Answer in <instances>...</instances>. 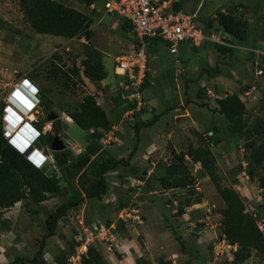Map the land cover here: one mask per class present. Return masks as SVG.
I'll return each mask as SVG.
<instances>
[{"label": "rangeland", "instance_id": "374dc122", "mask_svg": "<svg viewBox=\"0 0 264 264\" xmlns=\"http://www.w3.org/2000/svg\"><path fill=\"white\" fill-rule=\"evenodd\" d=\"M58 1L94 16L91 41L82 37L67 39L38 34L21 11L20 0H0V129L4 131L7 125L9 97L21 80L28 77L41 92L47 94L53 107L49 114H56L61 120V131L55 135L50 149H42L52 153L55 152L52 147L59 144L62 146L59 151H69L75 157L80 153L89 154L86 147L89 138L92 139V131H84L76 124L68 123L66 118L80 109L84 97L93 95L108 115L113 116L111 129L95 144L100 153L97 158L112 155L129 160L138 173L134 174L130 167L122 165L107 173L108 192L99 201L84 199L60 221L56 235L47 240L45 255L39 259V264H57L58 259L65 263L66 257L67 264H81L78 259V255L81 257L79 240L84 243L90 228L107 225L109 221L116 229L112 233L113 238L108 236L113 241L99 237L89 243V247L94 246L108 264H135L139 257L154 264H158L160 259L175 261V264L231 262L239 247L216 249L223 232L220 210L225 208V204L202 167L199 168L192 159H184L189 183L184 188L169 190L161 185L160 179L165 175L166 167L175 161L176 155H186L207 143L216 158L221 184L240 194L252 222L264 218V190L258 183L264 167L255 171L253 179L250 177L245 141L231 135L229 122L215 111L218 98L237 92L247 106L250 122L257 119L264 121V0H180L182 10L195 15L200 23L218 25V16L230 12L246 21V43L237 55L228 58H222L212 44L207 45L205 50H194L191 44V47L186 44L176 58L180 63H171L173 77L168 74L165 79L158 70L161 58L151 48L147 69L150 88L142 90L145 103L142 110L146 108V112L134 119L148 122L161 109L166 113L154 126L143 128L139 136L134 132V119L126 118L130 111L123 112L126 103L116 108L121 113L119 122L115 119L117 115L112 113L116 99L123 101L124 96L131 95L136 88L132 86L125 91L124 87L130 84L129 76L116 73L118 58L128 55L134 46L133 33L124 32L121 20L105 13L103 0L92 9L79 4L78 0ZM214 33L222 34V29ZM89 49L99 52L108 73L102 81V90L97 89L83 74L82 61ZM171 57L166 50L162 60L166 63ZM203 57H209L211 61ZM218 64L221 65L219 73L222 70L229 76L223 85L224 90L217 89L216 86L221 84L215 85L210 81L211 73L216 68L219 70ZM74 68L80 69L82 77V81L78 82L75 78L76 86L67 81V76H73L71 72ZM259 70L261 74H258ZM204 103L208 107L203 106ZM170 106L174 109L169 110ZM48 115L42 108L38 109L36 125L43 129L50 124ZM214 126L218 131L208 137ZM211 138H218L220 142L213 143ZM93 156L90 155V161L96 159ZM44 169L51 176H61L56 162L54 165L47 164ZM68 200V196L64 195L41 204L24 201L15 210L1 213V229H13L18 236L22 237L21 233L25 236L22 252H17L16 256L31 258L37 253L47 232L48 216ZM181 209L184 214L180 215ZM120 214H123V219ZM176 235L186 243V251ZM132 246H136V252H132ZM177 252L182 253L181 257H176ZM244 264H264V255L254 252Z\"/></svg>", "mask_w": 264, "mask_h": 264}, {"label": "trees", "instance_id": "16d2710c", "mask_svg": "<svg viewBox=\"0 0 264 264\" xmlns=\"http://www.w3.org/2000/svg\"><path fill=\"white\" fill-rule=\"evenodd\" d=\"M100 1L102 0H78V3L90 9V7ZM20 3L21 11H23L32 29L38 34L59 36L67 39L82 37L87 41H91L94 36L93 30H91V26L95 21L94 16L87 12L67 6L58 0H20ZM175 9L177 11L183 9V4L181 2L176 4ZM121 22V27L124 32L133 33V26L130 23L124 20H121ZM217 23L218 25H215L213 22L204 23L206 34L210 35L215 30L222 29L231 36L235 46L246 43L245 40L248 35L246 21L236 18L230 12L227 15L220 14ZM134 40V45L138 44L135 37ZM188 43L191 44L190 42ZM209 44L213 45L222 58H228L231 55L234 56L238 52L233 47L221 45L210 40L205 41L199 47L192 45V48L194 50L205 49ZM151 48L154 49L158 58L162 60V55L165 54V51H169V44L159 38L149 39L147 53ZM177 61L178 63L176 61H173V63L176 65L179 64L180 61ZM82 65L84 67V77L88 78L97 89L102 90V81L107 78L108 73L99 52L89 49L86 59L82 61ZM215 70L217 72L219 71L218 68ZM259 71H257L258 74ZM172 72L169 68V71L165 72L162 76L163 79L168 74L172 78ZM71 73L73 76H67V81L76 86L78 81H82L80 69L74 68ZM149 77L150 73L147 72L146 78L140 86V92L142 94V90L150 88ZM75 78L77 82L74 81ZM40 97L43 112L47 116L53 110L52 104L46 93L41 92ZM125 103L132 109H135L137 105V101L135 100L129 102L124 98L123 101L116 99L112 113L114 116L117 115L115 116L117 122L121 119V113L117 112L116 108L123 107ZM217 104L218 108L215 111L220 112L229 122V133L245 141V146L248 150L246 154L249 166L248 174L253 179L255 177V171L257 169L262 170L264 167V121L257 119L250 122L247 118V106L242 100L240 93H228L225 97L218 98ZM143 105H145L144 102ZM202 105L208 107V104L204 103ZM128 107L122 108L124 113L129 109ZM142 109L135 112L132 120L137 115L145 114L146 108L144 110ZM173 109L174 107H169V110ZM165 113L166 110L161 109L148 122H144L143 120L136 121L135 118L133 122L136 135L139 136L143 128L154 126ZM69 117L82 130L87 132L92 131V139L89 138V144L86 147L87 153L89 154L80 153L75 157L71 152L66 150L52 152L55 162L60 169L61 176L57 174L51 176L46 173L45 167L43 169H37L31 165L24 156L20 155L10 146L4 136L3 130L0 129V213L12 209L16 204L24 201L41 204L57 196L67 195L69 198L66 203L59 205L48 216L46 220L47 232L40 242V248L37 253L31 258L16 256L9 264H39V259L45 255L47 240L56 235L60 221L65 219L72 209L81 205L84 199L88 201H99L108 192L107 173L115 171L120 165L130 167V170L134 174L138 173L130 164L129 160L118 159L112 155L109 157L102 155L97 158L100 153H98V148L95 144L103 138L105 132L111 129L113 116L110 117L108 115V112L97 102L95 96L87 95L84 97L80 104V109L71 113ZM60 121V119L54 120L52 122L53 127L51 132L41 138L40 143L43 147L50 149L55 135L61 131ZM214 131H218L216 126L213 127L212 132L214 133ZM211 140L216 144L220 142L218 138H211ZM91 141L94 142L91 143ZM90 155H94L93 157H96V159L90 161ZM187 155L196 163H201L202 170L205 175L210 177L225 204V208L220 210L223 216L222 234L225 235L230 244L239 247L233 255L234 259L226 264H244L252 257L254 252L264 255L263 232L258 227L257 222H252L251 215L247 212L245 202L240 194L235 189L225 187L221 184L217 173L216 158L213 155L210 145L205 143L204 146H199L186 155L183 153L176 155L175 161L166 167L165 175L160 179L161 185L169 190L184 188L189 185L187 168L184 166V159ZM62 180L64 183H62ZM258 183L260 189L264 190V173L259 176ZM179 213L180 215L184 214V210L181 209ZM110 224L112 223L109 221L107 225L109 226ZM176 239L182 249L186 251V243L177 235ZM67 259L66 257L65 263L60 259L56 261L57 264H67ZM81 264L108 263L94 246H90L88 253L82 257ZM135 264L154 263L149 259L139 257ZM158 264H173V262L160 259Z\"/></svg>", "mask_w": 264, "mask_h": 264}, {"label": "built area", "instance_id": "2783aa9c", "mask_svg": "<svg viewBox=\"0 0 264 264\" xmlns=\"http://www.w3.org/2000/svg\"><path fill=\"white\" fill-rule=\"evenodd\" d=\"M177 3H179V0H105V13L130 23L133 26L134 37L138 42V44L133 46L128 55L118 58L116 66V73L129 76L130 84L124 87L125 91L132 86L136 87L131 95L126 94L124 96V99L128 101H137V106L135 109L131 108L129 110L130 112L126 114V118L132 120L135 112L141 110L143 106L139 90L146 76L149 39L159 38L165 40L169 44L171 55L174 57L178 56L182 43L190 42L191 45L199 47L205 41L210 40L221 45L234 47L230 42L229 34L225 32H222V34H206L205 24L198 22L195 15L187 14L181 10L177 11L175 9ZM176 63H178L177 60ZM261 73L259 72V74ZM131 114L132 116L129 117ZM30 118L37 119L34 115H31ZM49 123L44 126V132L51 130L52 122ZM207 135L211 137L213 133L210 132ZM186 158L188 160L191 159L188 155ZM47 161L51 164L55 162L53 156L49 154L38 163L43 167ZM197 164L201 168V164ZM122 215L120 214V218H122ZM257 225L261 231H264V218ZM114 230L116 229L113 223L109 226L99 224L90 228L86 241L82 243V239L79 240L81 242V257L77 254L78 259L82 260V257L88 253L89 243L94 242L93 240L100 237L103 240L113 241L108 236L112 237ZM110 246L108 249L111 251L112 247ZM235 247L236 245L230 244L223 234L219 239L216 249H232Z\"/></svg>", "mask_w": 264, "mask_h": 264}, {"label": "clouds", "instance_id": "9594fccd", "mask_svg": "<svg viewBox=\"0 0 264 264\" xmlns=\"http://www.w3.org/2000/svg\"><path fill=\"white\" fill-rule=\"evenodd\" d=\"M104 3H105V0H104ZM179 3H180V0H179ZM181 11H183V10L181 9ZM224 14L227 15V13H224ZM222 32H225V31L222 30ZM225 33H227V32H225ZM230 42L233 44L231 36H230ZM233 48H237V47H235V45H234ZM179 50H180V48H179ZM169 53H170V51H169ZM172 57H174V56H172ZM174 58L176 61L177 57H174ZM147 69H148V63H147ZM147 69H146L145 75H147ZM259 72H262V71L260 70ZM145 78H146V76H145ZM17 91H20L22 93V95L18 96ZM139 92H140V90H139ZM40 94H41V89L39 88L38 85L35 84V82L32 79H30L28 77H25L24 79H22L20 84L17 87V90L14 91L12 93V95L9 97L8 107L6 108V111L9 108L13 109L14 112H16L18 117L20 118V121L18 124H16L14 126L12 131L9 132V128L13 126L12 123H8L5 126L4 131H3L4 136L8 140V143L10 144V146L15 151H17L20 155L24 156L27 159V161L37 169H43L47 164H50V162L47 161L46 164L42 167L39 165V163H38L39 161L44 160L49 154H51L53 156V153H47L46 149H42L43 146L40 143L41 138L43 136H45L46 134H48L49 132H51L52 129L48 130L47 132H44V126H43V129L41 127H38L36 125L37 119L34 120V119L30 118L31 115H34V116L37 115L38 109L42 108ZM140 94L142 96L141 92H140ZM18 98H19V101H16ZM17 104H19L20 107L23 108V110L21 108H19L17 106ZM128 106H129L128 104L125 105V107H128ZM130 109L131 108H129L127 111H129ZM48 122H53V121L48 120ZM113 129H115V127H113ZM213 135H214V133H213ZM18 136H21V138L25 142L24 143L20 142L21 144L20 143L18 144V142L16 141ZM53 158H54V156H53ZM54 161H55V159H54ZM198 163H200V162H198ZM54 164H55V162H54ZM262 232H264V231H262Z\"/></svg>", "mask_w": 264, "mask_h": 264}, {"label": "crops", "instance_id": "0c3cea01", "mask_svg": "<svg viewBox=\"0 0 264 264\" xmlns=\"http://www.w3.org/2000/svg\"><path fill=\"white\" fill-rule=\"evenodd\" d=\"M103 3H104V0H103ZM96 5V4H95ZM94 5V6H95ZM76 8V7H75ZM93 7H90V9H92ZM94 10V9H93ZM186 44H189V43H184L180 46V50L182 51V48L184 47V45ZM190 45V44H189ZM191 47V45H190ZM235 48L236 50H240L243 48L242 45H236ZM202 50H205V49H202ZM238 52L235 54L237 55ZM209 57H206L203 59L207 60ZM209 60L211 61V58H209ZM173 61H175V58L174 57H171L168 61H165L166 63H164V60H160L159 61V65H158V70L160 71V76L162 77L165 72H168L169 71V68H171V63H173ZM222 63V62H221ZM223 65V64H222ZM152 68V66H150ZM218 67H219V71L221 69V65L219 66L218 64ZM153 68H156V67H153ZM150 69V68H149ZM155 70V69H154ZM217 73V71L215 70L214 72H212V78L210 79V81L215 84V85H218V84H221L222 86H216L217 89L219 90H224V87L223 85L227 82H225V80L228 79V77L226 76V74L221 70V74ZM211 72V71H210ZM216 74V75H214ZM36 84V83H35ZM37 85V84H36ZM17 95L18 96H21L22 93L20 91H17ZM24 98V97H23ZM16 101H19V98L16 100ZM22 103V102H21ZM10 119H12L13 122H15V118L13 116V113H11L10 115ZM68 123H74L73 121L72 122H68ZM75 124V123H74ZM87 132V131H86ZM25 142V141H24ZM18 205H22L21 202L16 204L12 209L15 210L16 208L20 207ZM11 209V210H12ZM2 213V212H1ZM0 213V222H1V216H3L2 214ZM6 215V214H5ZM7 217V216H6ZM4 219V218H3ZM6 219V218H5ZM161 232V231H160ZM23 239L21 236H18V234H16V232L13 230V229H10L9 230H6V229H1L0 228V264H7L10 262V258L12 256H16L17 252L21 253L22 252V242H24V234L21 233ZM19 238V239H18ZM133 247V246H132ZM136 246H134L132 248V252H134ZM136 252V250H135ZM182 253L181 252H177L176 253V257H181ZM13 257V258H14ZM172 259V258H171ZM173 261V260H172ZM176 262L173 261V264H175Z\"/></svg>", "mask_w": 264, "mask_h": 264}, {"label": "bare ground", "instance_id": "6f19581e", "mask_svg": "<svg viewBox=\"0 0 264 264\" xmlns=\"http://www.w3.org/2000/svg\"><path fill=\"white\" fill-rule=\"evenodd\" d=\"M17 106H18L19 108H21L19 104H17ZM21 109L23 110V108H21ZM7 112H8V114H6L5 122H7V124H8V123H12V125H13L12 127L9 128V132H10V131L13 130L14 126H15L16 124L19 123L20 118L18 117L17 113L14 112V110L11 109V108H9ZM11 113H13V116H14V118H15V122H13L12 119H10V115H11ZM66 120H67V122H72V120H71L70 118H66ZM16 141L18 142V144H19L20 142H21V143H24V140L21 138V136H18L17 139H16ZM21 143H20V144H21Z\"/></svg>", "mask_w": 264, "mask_h": 264}, {"label": "water", "instance_id": "95a60500", "mask_svg": "<svg viewBox=\"0 0 264 264\" xmlns=\"http://www.w3.org/2000/svg\"><path fill=\"white\" fill-rule=\"evenodd\" d=\"M56 119H58V116L56 115V114H49L48 115V120L49 121H54V120H56ZM53 148V150H55V151H59L60 149H62V146H59V144H57L56 146H53L52 147Z\"/></svg>", "mask_w": 264, "mask_h": 264}]
</instances>
